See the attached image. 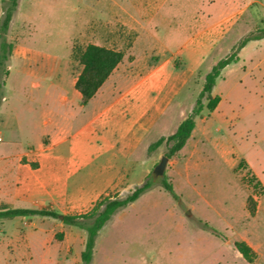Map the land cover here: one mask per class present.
<instances>
[{"label":"rangeland","instance_id":"rangeland-1","mask_svg":"<svg viewBox=\"0 0 264 264\" xmlns=\"http://www.w3.org/2000/svg\"><path fill=\"white\" fill-rule=\"evenodd\" d=\"M9 5L10 0H0V27ZM259 30H264V0H18L9 28L0 30V56L3 42L11 45L4 61L8 74L0 67V132L36 143L42 131L43 92L35 96L36 108L25 106L33 89L31 82L28 88L22 83L28 75L24 62H41L31 67L39 73L52 67L50 76L64 77L59 85L70 90L68 72L81 71L80 53L97 44L140 66L172 62L175 73L187 80L178 114L163 117L149 139L171 135L193 109L212 66ZM238 56L213 89L220 103L196 117L190 139L168 159L163 175L154 170L168 151L166 144L152 155L141 153L109 192L123 198L146 178L153 184L100 231L92 264H198L206 257L204 264H229V252L240 256L236 241L255 250L252 264H264V39L250 41ZM3 95L8 102H2ZM99 162L106 164L105 158ZM252 176L261 187L255 189ZM164 177L177 199L163 188ZM249 196L257 201L253 217ZM21 223L4 236L0 227V264H81L84 229L50 217ZM204 223L226 239L204 230Z\"/></svg>","mask_w":264,"mask_h":264},{"label":"crops","instance_id":"crops-1","mask_svg":"<svg viewBox=\"0 0 264 264\" xmlns=\"http://www.w3.org/2000/svg\"><path fill=\"white\" fill-rule=\"evenodd\" d=\"M24 63L28 75L22 83L28 88L31 82L35 91L26 94L25 106L36 108L35 96L43 92L39 107L43 110L39 122L42 131L36 143L0 132V206L13 208L79 212L73 214L91 210L122 182L137 157L147 154L154 142L149 138L161 119L178 114L179 97L187 82L175 73L172 62H145L140 66L136 59L125 62L123 57L83 106L81 94L75 89L80 71L68 72L70 90H66L59 85L64 77L50 76L54 72L50 65H44L50 66V71L39 73L31 67L41 62ZM8 101L3 95L2 102ZM101 158L106 162L103 167ZM24 219L0 220V227L5 228L3 236L8 230H19ZM243 259L241 254L229 252V264H245Z\"/></svg>","mask_w":264,"mask_h":264},{"label":"trees","instance_id":"trees-1","mask_svg":"<svg viewBox=\"0 0 264 264\" xmlns=\"http://www.w3.org/2000/svg\"><path fill=\"white\" fill-rule=\"evenodd\" d=\"M17 7L18 0H10V5L5 10V17L0 27V30L3 33L9 28ZM261 39H264V30L250 33L240 40L230 54L221 58L212 66L211 70L205 75L202 90L199 93L191 112L179 124L173 134L161 136L152 142L147 149L148 155H152L163 144L168 146V151L165 154L168 158L174 157L184 148L195 128L196 117L200 116L205 109L208 112H213L220 103V97L213 95L212 92L217 80L221 78L222 71L228 65L238 63V54L240 50L250 41ZM1 47L3 54L0 56V67L5 68V73L8 74L6 68L7 62L4 61L9 59L8 55L11 53V45L3 42ZM123 57L124 54L121 51L111 48L95 44H89L86 46L79 56V64L82 66V70L75 83V89L81 94V105H86L95 96L97 91L122 62ZM1 87L2 84H0V97ZM204 100L207 102L206 104L204 103ZM251 182H255V189L261 187V183L255 176H252ZM161 183L165 191H167L174 199H177L173 185L168 181L167 177H164ZM152 185V181L149 178H146L140 185H137L123 198L110 194L105 195L102 196L88 212L63 215L62 222L65 225L75 226L86 231L84 249L81 253V264H92L96 239L100 231L114 218L119 210L124 209L137 201L143 194L152 188ZM247 209L252 217L255 216L257 211V201L253 196H249L247 199ZM61 215L62 214L52 208H13L6 204L0 206V220L23 219L34 216L56 219ZM203 228L215 237L223 240L226 239L221 232L211 227L208 223H204ZM57 238L61 239L62 235H57ZM234 248L249 263H253L257 259L255 250L245 241L234 242Z\"/></svg>","mask_w":264,"mask_h":264},{"label":"water","instance_id":"water-1","mask_svg":"<svg viewBox=\"0 0 264 264\" xmlns=\"http://www.w3.org/2000/svg\"><path fill=\"white\" fill-rule=\"evenodd\" d=\"M168 157L167 156H163L162 159H161V162L156 166L155 170H154V174L156 176H161L163 175L164 173V169H165V166H166V163L168 161ZM60 220H63V215H61L59 217Z\"/></svg>","mask_w":264,"mask_h":264}]
</instances>
